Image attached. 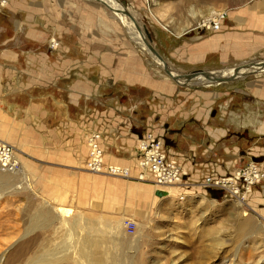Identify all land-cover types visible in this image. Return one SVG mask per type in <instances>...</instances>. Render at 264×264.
I'll return each mask as SVG.
<instances>
[{
    "label": "rangeland",
    "instance_id": "374dc122",
    "mask_svg": "<svg viewBox=\"0 0 264 264\" xmlns=\"http://www.w3.org/2000/svg\"><path fill=\"white\" fill-rule=\"evenodd\" d=\"M115 1L136 21L147 44L179 73H223L264 61V0ZM114 12L102 0H0V77L23 76L22 81L6 80L11 79L7 75L0 79V142L12 147L18 162L12 169L16 172L4 174L7 170L0 166V264H30L20 254L33 242L38 252L60 247L67 235L57 222L60 206L74 213L81 208L100 213L103 221L106 215L119 217L123 225L115 236L117 247L110 242L100 247L117 264H264V179L241 205L202 181L185 178L180 165L181 182L170 197L160 199L152 193V174L138 178L137 152L138 135L155 126L163 129L170 157L180 156L168 145L170 140L180 144L185 128L199 142L197 149L185 152L189 157H212L210 148L215 147L220 157L234 160L235 169L254 161L264 171V71L178 85L156 65L161 64L153 53L131 42ZM218 13L225 14L218 30L203 24ZM215 37L220 38L217 43ZM136 70L141 74L130 80L129 73ZM43 71L88 72L97 80L93 95L102 99L96 105L101 103L106 114L100 131L108 134L99 138L104 162L129 168L130 175L85 169L88 132L83 134L86 150L80 168L66 185L53 175V166L30 160L37 154L49 158L55 146L43 144L52 129L38 120L41 107L22 104V92L36 94L42 85L69 83L67 78L31 79ZM4 100L11 110H5ZM114 117L126 127V137L118 142L109 135ZM170 130L172 137L166 135ZM212 133L221 141L209 143ZM126 220L134 225L127 226Z\"/></svg>",
    "mask_w": 264,
    "mask_h": 264
},
{
    "label": "crops",
    "instance_id": "0c3cea01",
    "mask_svg": "<svg viewBox=\"0 0 264 264\" xmlns=\"http://www.w3.org/2000/svg\"><path fill=\"white\" fill-rule=\"evenodd\" d=\"M219 39L220 38L215 37V39H213L214 40L213 43H217ZM59 70H61L60 67ZM211 71L221 72L222 70H211ZM224 72L226 73L225 69L223 70V73ZM140 74L141 73L139 70L132 71L131 73H129V75L132 77L130 80H133L135 77L139 76ZM6 75L8 76L9 74ZM6 75H3V77H5ZM3 77L1 76L0 79L3 80ZM8 77L11 79H6V80H14V81L23 80V76L15 73L11 74ZM65 78H67L69 82L68 85H66V87L59 86L61 85V83H59V85L57 86L52 85L51 87H49L50 85H46V87L42 85L43 87L38 88L39 90L36 92V94H31L33 92L29 93V90H25L22 92L23 93L22 96L25 97V100L23 101L22 104L23 105L26 104L28 106V104L31 103L33 104L34 108L41 107L43 109V112L41 115H37V118L44 124L45 127L52 129L51 137H48L45 140H43V144L55 146V148L53 149L54 150L53 155L50 156L49 158H47V156L43 154L41 156L37 154L36 156H31L30 160L36 162L39 165L41 164L44 168H46L47 166L48 167L53 166V169H55L53 175L57 174L59 178H61L60 181L64 185L69 183V181L75 177L77 168H80V166H78V163L81 161L83 154L86 150V144L85 141L83 140L85 133L88 132L89 134L91 131V132H98L99 134L103 135L104 133H102L100 130L105 125L101 124V120L106 118L105 109L104 110L102 109L103 105L101 103L99 105H96L97 104L96 100L101 102L102 99L97 98L93 95L94 94L93 87L96 86L93 83V81H97V80L93 79L90 73L88 72H78L74 74L62 73V75L59 73H52L48 75L43 71L42 74H36L31 79H35V80L41 79V81L43 80L62 81L65 80ZM16 91H20V90L16 89ZM31 97L33 98V100H30ZM5 101L6 100H4L5 110L6 108L11 110V106L8 105L9 103ZM109 118L112 120L113 117L109 116ZM114 118L115 120L113 124L111 121V127L114 129V133L113 134L110 133L109 135L113 137L110 138L111 142L113 141L118 142L124 139V137H126V135H124V128L126 127L122 123L120 124L116 120L117 117ZM93 127H94V131H92ZM162 130L163 129L152 126L148 128L143 134L138 135L139 136L138 138L144 136L146 132H153L155 135L163 138L166 145V136ZM212 134L214 139L213 141L210 140L209 143L210 142L213 143L214 141L215 143H218L221 141L222 138L219 135L214 136V133ZM104 135H106L107 137L108 134H104ZM166 135L168 137H172L173 135L172 130H170L169 133ZM191 135L192 134H189L188 130L184 128L181 131V136L183 137L182 138L183 140H181L180 144H175L172 142V140H170L169 141L170 145H168L171 147L172 150L181 153L180 156H175V158L173 157L170 158L173 159L176 163L180 164L182 168H184L185 178L187 177L191 181H194L193 180L194 178L197 179V181L199 182L200 181L203 182L204 178L209 174L225 175V174H230L235 170L234 167L235 165H233L234 160L231 159L229 155H227V157H220L219 149L215 147L210 148L212 149L213 152L212 157L211 156L210 157L195 156L194 158L189 157V155L186 154L190 151L188 149L193 148L192 146H194V150H195L197 149L196 147L199 145V142L196 141L197 138L194 137L193 140ZM127 136H131L130 132L128 133ZM225 139H227L226 142L228 143L230 142L229 135L226 136ZM180 145L187 146L188 148L182 147ZM115 147H111L110 150L113 152L114 150H116ZM166 149H167V145H166ZM173 186L170 188H174ZM155 188L152 189L153 195H155L154 194Z\"/></svg>",
    "mask_w": 264,
    "mask_h": 264
},
{
    "label": "bare ground",
    "instance_id": "6f19581e",
    "mask_svg": "<svg viewBox=\"0 0 264 264\" xmlns=\"http://www.w3.org/2000/svg\"><path fill=\"white\" fill-rule=\"evenodd\" d=\"M102 1L108 4L110 8L114 9V14L116 13L120 17V20L124 23L126 35L130 38L131 42L138 48L144 49L146 52L153 55L147 44L142 30L139 29V26L137 25L136 21H134L131 17L129 18L125 14L126 9L121 4H119L120 1ZM221 14L222 13H218L216 16H214V18L217 16L220 17ZM214 18L213 16H209L205 18L203 23L207 24ZM157 59L159 60V58ZM159 63L161 65L166 64L164 61L160 60ZM256 65L253 64L255 68L252 66V64H248L247 67H241L239 69H237V67H232L229 69H225L227 74L221 72V75L215 74L217 71H210L209 75L213 78L215 76H237L239 74L241 75V73L243 72L252 71L254 69L264 71V64L260 63L258 66ZM200 80L201 82H205V80L207 79L205 78V76L199 75L193 80L192 83H195L196 81ZM209 83H212V81L209 80ZM4 170H7L4 171V174L9 171L8 169ZM16 171H18V169ZM16 171L10 170L9 173ZM155 187L161 188L162 190L168 192L166 196L159 197L160 199L168 197L173 190L172 188L166 186L159 187L155 185ZM56 216H58L59 218V221H57L59 225L61 227H64L65 229L64 233L67 232V235L65 236V238H63L64 241H61L62 245H60V247H57L56 249H51L45 252H38L36 249H34L35 242H33L29 247H26L24 250H22V253L20 254L21 258H26L28 256V263L30 264H117V261H115L114 257L110 259L111 256H107V251H100V247L103 246L102 244L104 243L108 244V242H110L113 246L116 247L118 245L114 242V240L115 236L119 233L121 225L123 224L119 220V217L117 215H106L108 219L103 221L101 220V217L105 215H102L100 213L89 212L87 210H83L82 208L78 209L77 212L74 213L71 207L60 206L56 208ZM41 221H43V219ZM137 225L140 224L138 223ZM59 238L61 239V237ZM8 263L12 264L13 262L10 261Z\"/></svg>",
    "mask_w": 264,
    "mask_h": 264
},
{
    "label": "built area",
    "instance_id": "2783aa9c",
    "mask_svg": "<svg viewBox=\"0 0 264 264\" xmlns=\"http://www.w3.org/2000/svg\"><path fill=\"white\" fill-rule=\"evenodd\" d=\"M224 15L222 13L220 17L217 16L209 21L206 24L208 28L218 30L221 24L220 20H223ZM99 138L98 132H90L87 136L90 149L88 159L85 162V169L112 176H127L129 173L127 168L104 162ZM137 152L138 166L141 171L138 175L139 179H143L144 174L150 173L154 177L153 183L159 187H172L181 182L182 168L180 164L170 158L163 138L153 132H146L140 139ZM0 166L8 170L18 166L12 147L4 142H0ZM262 179H264V171L256 162L249 161L230 174L207 175L203 180V185L206 188L222 191L238 204L244 205L248 200L252 186ZM125 223L129 227L134 225V222L130 220H126ZM129 231L132 232L133 228H129Z\"/></svg>",
    "mask_w": 264,
    "mask_h": 264
},
{
    "label": "water",
    "instance_id": "95a60500",
    "mask_svg": "<svg viewBox=\"0 0 264 264\" xmlns=\"http://www.w3.org/2000/svg\"><path fill=\"white\" fill-rule=\"evenodd\" d=\"M151 52L154 54L155 57L159 58L160 61H164L159 55L158 53L148 44ZM155 63V62H153ZM262 64H264V61H262ZM160 67V69L163 70V72L172 80L174 81L176 84L178 85H182V86H187V85H191V83L193 82V80L198 77L199 75H203L205 76V78L207 80H211L212 82H218V81H226V80H230V79H234L237 76H215V77H211L209 75L210 71L207 70H192L189 71L187 73H179L176 70L172 69L171 67H169L167 64L165 65H159L156 64ZM154 194L158 197H163L166 196L168 194L167 191L162 190L161 188H155L154 190Z\"/></svg>",
    "mask_w": 264,
    "mask_h": 264
}]
</instances>
